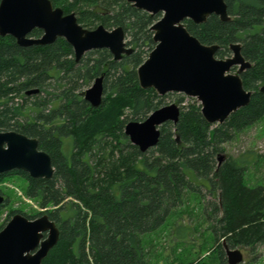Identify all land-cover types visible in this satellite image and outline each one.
Segmentation results:
<instances>
[{"label":"trees","instance_id":"obj_1","mask_svg":"<svg viewBox=\"0 0 264 264\" xmlns=\"http://www.w3.org/2000/svg\"><path fill=\"white\" fill-rule=\"evenodd\" d=\"M50 1L65 13L74 12L83 27L121 26L133 51L114 61L107 48L92 49L76 61L62 37L21 46L13 36L0 35V131L37 138L54 167L48 179L19 169L0 173V178L25 177V194L43 208L37 215L47 214L59 230L41 264H151L153 241L144 244L145 236L165 224L184 192L195 190L194 181L204 180L220 191L214 209L222 212V230L218 236L212 227V260L190 264H226L223 240L230 248L264 243V185L246 184L242 158L215 161L223 142L264 116L259 90L264 85V0H224L229 20L215 14L203 23L184 20L201 43L219 45L217 58L229 55L231 43L241 44V54L251 62L240 74L243 87L252 91L249 104L220 124L208 123L199 103L179 106L178 122L160 125L157 144L144 152L130 142L124 127L163 106V97L140 87L137 76L155 46L150 27L161 13L150 14L127 0ZM41 34L39 28L30 32ZM99 75L104 97L92 107L78 90ZM29 89L38 92L27 94Z\"/></svg>","mask_w":264,"mask_h":264},{"label":"water","instance_id":"obj_2","mask_svg":"<svg viewBox=\"0 0 264 264\" xmlns=\"http://www.w3.org/2000/svg\"><path fill=\"white\" fill-rule=\"evenodd\" d=\"M150 14L161 13L150 29L155 46L138 66L140 87L153 88L160 94L181 92L195 97L203 118L211 124L224 122L232 112L249 104L252 91L243 87L241 72L251 62L241 54V44L231 43V55L217 58L218 44H203L184 24L185 19L203 23L215 14L229 20L224 0H127ZM34 28L39 37L30 36ZM0 35H11L21 46L45 45L62 37L72 47L76 61L92 49L107 48L114 61L132 53L121 26L112 29L102 24L83 27L74 12L65 13L50 0H0ZM237 66L236 71L230 70ZM103 75L95 77L83 98L92 106L101 105ZM259 90L264 92V85ZM38 89H29L34 94ZM180 108L176 103L153 110L143 121H129L124 133L140 151L154 147L160 136L159 126L166 121L176 124ZM218 164L225 155L218 153ZM23 170L32 178H51L54 173L50 155L39 148L38 140L22 133L0 131V173ZM5 197L0 193V205ZM59 230L47 214L28 218L14 213L0 230V264H41L57 243ZM227 264H240L243 253L222 241Z\"/></svg>","mask_w":264,"mask_h":264},{"label":"rangeland","instance_id":"obj_3","mask_svg":"<svg viewBox=\"0 0 264 264\" xmlns=\"http://www.w3.org/2000/svg\"><path fill=\"white\" fill-rule=\"evenodd\" d=\"M230 55L231 52L225 57ZM236 68L237 66L233 67L230 72H235ZM93 81L92 79L88 84H84L78 91L84 92ZM161 96L162 105L176 103L180 107H186L192 102L200 104L195 97L181 92H168ZM14 101L21 103V98L16 97ZM221 147L222 150L217 151L215 155L216 163H218V153L224 154L225 160L242 158L247 165L244 174L246 184L264 185V116L245 126L237 135L223 142ZM193 185L196 187L195 190L191 188L184 192L182 203L173 210L165 224L145 236L144 244L153 241L148 251L151 264H190L195 263L198 258L209 262L215 255L214 252L209 255V251L216 245L212 227L217 228L218 236L222 230V223L219 221L222 212L214 209L219 202L220 191L218 188H211L205 180L202 183L194 181ZM26 186L27 180L20 174H10L0 178V193L7 199L0 207V230L13 215L11 211L20 210L23 215L35 216L43 210L36 200L25 194ZM38 216L40 215L36 217ZM234 248L240 249L243 253V261L240 264H264V243L237 245ZM225 262L227 264V260ZM210 263L218 264L217 260Z\"/></svg>","mask_w":264,"mask_h":264}]
</instances>
